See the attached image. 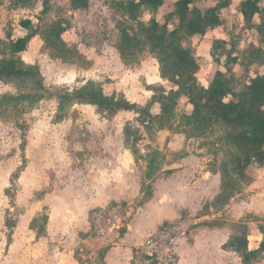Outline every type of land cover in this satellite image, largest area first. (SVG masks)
Segmentation results:
<instances>
[{
	"label": "rangeland",
	"instance_id": "obj_1",
	"mask_svg": "<svg viewBox=\"0 0 264 264\" xmlns=\"http://www.w3.org/2000/svg\"><path fill=\"white\" fill-rule=\"evenodd\" d=\"M47 1L48 10L43 13L42 0H0V38L5 41L0 58L9 54L6 33L11 39L26 34L20 25L24 19L41 31L64 18L68 28L62 38L74 52L69 61L53 57L54 51L37 34L20 53L26 63L40 68L44 95L39 101L5 99L21 92L13 83L0 81V264H65L75 235H87L96 244L108 246L128 229L136 241L130 242L132 252L144 264H155L144 255L141 244L161 224L179 219L188 226L186 237L209 223L223 226L225 237L246 229L248 247L255 248L259 226H264V165L251 166L250 179L232 192L226 189L230 197L223 202L218 195L222 176H229L228 147L217 129H191L183 118L191 110L184 97L161 122L144 123L134 111L102 112L94 105L64 103L57 97L91 80L105 94L140 106L150 104L151 114L160 113L153 94L160 88L166 93L177 87L160 77L158 63L148 49L135 58L120 56L117 26L128 20L114 3L126 0H90L84 10H72L69 0ZM173 1L166 0L155 11L144 8L141 20L162 22L173 9ZM215 1L206 0L204 5ZM240 1L232 0L221 11L222 27L190 40L199 62L196 77L203 86L215 70L225 71V56L218 61L211 57L213 39L229 40L231 35L243 48L258 45L256 30L242 27L237 11ZM231 68L241 81L257 71L264 73V63L251 66L247 74L239 64ZM187 156L194 160L190 180H197V194L193 200L185 194L186 202L175 203L176 187L183 180L175 172L179 160ZM131 159L137 163L140 178L128 175L126 165ZM202 182L209 186L199 197ZM100 206L116 207L121 219L120 229L103 241L88 231L91 210ZM179 206L192 210L187 215L175 214ZM6 219L15 223L11 235ZM141 220L148 226L137 233L135 223ZM54 241L62 244L55 250L56 259L52 257ZM229 256V264H242L238 254ZM175 259L177 263V255ZM253 264H264V255Z\"/></svg>",
	"mask_w": 264,
	"mask_h": 264
},
{
	"label": "trees",
	"instance_id": "obj_2",
	"mask_svg": "<svg viewBox=\"0 0 264 264\" xmlns=\"http://www.w3.org/2000/svg\"><path fill=\"white\" fill-rule=\"evenodd\" d=\"M89 1L69 0V6L72 10H84L88 8ZM165 1L126 0L114 3L128 20L118 22L117 26L119 38L116 46L120 56L123 59L135 58L143 49H148L158 63L160 77L177 87L166 93L160 88L153 94L152 101L160 106L158 115L150 113V104L140 106L115 94H105L91 80L70 91L64 90L57 97L64 103L91 104L102 112L134 111L143 123L161 122L184 97L191 110L183 118L191 129L197 132L217 129L220 139L228 147L225 165L229 176L225 179L222 176L221 193L218 195L225 202L230 197L229 192L250 179L251 166L264 165V73L257 71L241 81L231 68L232 64H239L247 74L251 66L264 63V0H241L237 8L242 27L256 30L258 45L249 44L243 48L240 40L231 35L229 40L218 38L211 41V57L218 61L219 56H225L226 62L225 71L215 70L206 86L197 80L199 62L190 40L202 38L208 31L222 27L221 11L227 9L232 0H216L209 6L204 5L206 0H174L173 9L163 16L162 22L156 18L148 23L141 20L144 8L155 11ZM42 5V12H47L48 1L42 0ZM20 25L27 31L24 36L11 39V34L6 33V38L10 39L6 44L9 54L0 58V81L13 83L21 92L5 99L35 102L43 98L44 86L39 66L26 63L20 56L29 41L39 34L46 48L54 51L53 57L62 61H69L74 52L62 38L68 28L64 18L53 21L41 31L29 19L21 20ZM4 43L0 39V51ZM5 225L11 235L14 221L6 219ZM259 231L264 236V226L260 225ZM248 244L244 229L231 235L222 248L238 254L242 264H253L264 255V237L256 248L250 249Z\"/></svg>",
	"mask_w": 264,
	"mask_h": 264
},
{
	"label": "crops",
	"instance_id": "obj_3",
	"mask_svg": "<svg viewBox=\"0 0 264 264\" xmlns=\"http://www.w3.org/2000/svg\"><path fill=\"white\" fill-rule=\"evenodd\" d=\"M193 162V158L188 156L183 157L179 160V170L175 173H179V179H183L184 182L182 180L180 185L176 187L177 190H175V194L177 196L175 197V203H184L185 200L183 199V196L185 194L189 195L192 200L194 199V197H196L197 187L199 186V184L197 180H190V176L193 175V171L195 170L190 166V164H193ZM126 166H128L127 172L130 178H140L141 174L140 172L136 171L137 163L134 159H131V162H129ZM214 179L216 178H213V184L215 182ZM177 182L178 183L176 184H179L178 179ZM201 184L202 186H200V188L202 189L199 190V197L207 192L209 186L208 182H202ZM215 184L217 185L216 188L218 189L220 184L218 180ZM173 194L174 193L170 192V196H172ZM187 207V210H185V208L181 206H179L177 209L175 207V214L187 215V213L192 210L189 206ZM212 224L213 223H209L205 225V227H196L190 233L191 235L178 239L175 250L177 255L176 264H229V255H232L235 252L224 250L222 248V245L228 240L231 235L229 237H225L226 235L223 233L222 229L223 226L219 227L218 225ZM147 226L148 225L144 221H138L137 223H135V231L138 233L139 231L146 229ZM89 227L91 229V224L88 226V231L90 230ZM215 233H219V235L216 236ZM75 236L76 238L74 239V242L71 246V252L68 254L65 264H144V261L141 262L139 260L136 252L135 254L134 252H132V245L134 244H130V242L136 243V241L135 236H131V232L129 229L125 231L121 236L119 233L117 235L118 241L113 242L108 246H106V244H96L95 242L90 240L87 235ZM262 239L263 235H261L259 232L258 238H256L257 244H259ZM55 241L58 240L56 239ZM55 241L53 242V251H55L56 249L59 250V247H62L61 243ZM213 244H216V247H213ZM249 248L252 249L251 247ZM55 253L56 251L53 253L52 257H54L55 255L56 259V255L58 254ZM53 264H57V261H54Z\"/></svg>",
	"mask_w": 264,
	"mask_h": 264
},
{
	"label": "built area",
	"instance_id": "obj_4",
	"mask_svg": "<svg viewBox=\"0 0 264 264\" xmlns=\"http://www.w3.org/2000/svg\"><path fill=\"white\" fill-rule=\"evenodd\" d=\"M116 207L100 206L91 210V231L97 239L107 240L109 233L120 229L121 219L117 217ZM188 226L179 219L161 224L150 233L141 244L144 255L155 264H176L175 250L177 240L186 237Z\"/></svg>",
	"mask_w": 264,
	"mask_h": 264
}]
</instances>
